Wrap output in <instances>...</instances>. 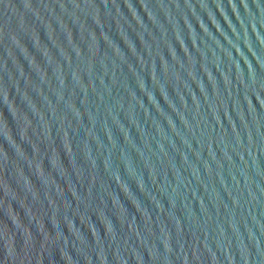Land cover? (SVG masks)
Instances as JSON below:
<instances>
[{
	"label": "water",
	"instance_id": "95a60500",
	"mask_svg": "<svg viewBox=\"0 0 264 264\" xmlns=\"http://www.w3.org/2000/svg\"><path fill=\"white\" fill-rule=\"evenodd\" d=\"M0 264H264V0H0Z\"/></svg>",
	"mask_w": 264,
	"mask_h": 264
}]
</instances>
